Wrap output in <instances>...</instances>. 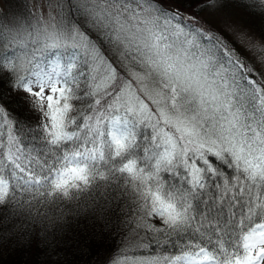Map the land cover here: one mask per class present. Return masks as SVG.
Masks as SVG:
<instances>
[{
	"label": "snow or ice",
	"instance_id": "1",
	"mask_svg": "<svg viewBox=\"0 0 264 264\" xmlns=\"http://www.w3.org/2000/svg\"><path fill=\"white\" fill-rule=\"evenodd\" d=\"M234 9L264 19V0H45L35 25L0 7V264L5 253L29 252L24 264H71L68 252L85 248L99 255L120 228L110 202L53 216L41 199H17L35 189L73 200L70 189L106 178L99 167L140 181L147 230L167 236L157 245L189 237L182 255L138 264H264V73L226 38L257 47ZM116 61L139 71L129 77ZM149 79L152 90L133 91ZM28 139L47 152L24 166ZM210 182L218 192L205 199Z\"/></svg>",
	"mask_w": 264,
	"mask_h": 264
},
{
	"label": "trees",
	"instance_id": "2",
	"mask_svg": "<svg viewBox=\"0 0 264 264\" xmlns=\"http://www.w3.org/2000/svg\"><path fill=\"white\" fill-rule=\"evenodd\" d=\"M4 2L6 5V11L8 13L22 15L26 17L27 23H31L32 25L36 24L35 17H37L39 13L32 11L30 6L31 0H4ZM25 5H27V7H25ZM233 18L239 26H241L254 38V42L257 40L261 43H264V19L258 16H252L243 9H234ZM221 26L222 25H220V27ZM225 35L230 43V46L236 50L240 58L249 66L250 69H254V75H256L257 78H260V72L253 65L252 61L256 59L255 56H263L264 51H260L259 46L256 48H240V42L237 40L239 35L234 34L233 36L232 33V39L226 33ZM248 49H250L251 52H249ZM105 51H107V48H105ZM116 63L119 66L121 72L129 77L133 76L139 71L138 68L128 65L127 61H124L123 64H120L119 61H116ZM137 87L143 88L139 83H136L133 85V91H135ZM147 96L148 95L145 93L142 98L151 107H154L151 105ZM12 107L19 110L18 104L14 103ZM29 115L30 114L26 111L22 113L23 118H29ZM4 139L5 141L7 140L6 134ZM25 145H27V147H24ZM0 146H2L3 151L7 154V145L2 144ZM34 146L36 149L35 151H33ZM21 147H24L25 156L22 158L20 163L26 166L28 164L29 156L35 158L37 151H39L41 147L44 146L41 145L39 141H32L28 139L24 141V144L21 145ZM89 147H91V145H89ZM44 152H47L46 147H44ZM214 163L227 176H234V171L232 168L227 167L225 164H222L219 161H214ZM98 171L105 172L106 178L102 179L97 174L95 179L91 181L87 188L82 190L70 189V192L75 194V199L70 201L67 199L62 200L60 198L53 199V197L50 196L41 197L35 189H29L25 196L17 197V199H24L25 203H34L36 199H41V204L39 205L41 212H48L53 216L67 211L69 206L75 207L78 203L82 204L92 200L97 202L108 201L112 204V207L116 210V215L113 217V219L114 222L120 225L119 230L113 231L111 236H108L104 239L99 255H97L95 251H92L88 248H85L83 251L76 250L75 253L70 250L68 252L67 259L71 262V264H102L101 257L108 256H111L113 259L118 261L124 258L123 256L125 255L140 257L142 259L152 256H179L183 254V251H188V249L184 248V244L181 243V239L187 242L189 237H182L181 239L173 237L171 242H169L166 246L157 245V241L162 242L167 239V236L165 233H156L154 231L147 230V225L152 223L153 220L151 218H147L141 210L143 201L140 199L139 189L137 188V185L140 183L139 180H134L128 174L122 175L117 173L115 176H109L107 169L104 167H99ZM165 177L169 184H179L183 179L181 176V179L177 180L176 176H169L167 173H165ZM215 183L222 184L223 181L217 180ZM208 187L209 191L206 193L205 199L212 197L218 192L217 188L214 186V183L210 182ZM47 191L50 192L51 189H47ZM219 193L223 194V188L219 190ZM45 199L48 201L46 205L44 204ZM125 221H127L131 226L128 227L124 223ZM138 224L143 225V227L137 228ZM135 232L139 233L138 236H136L135 239H130V237H132ZM145 244L150 245V247H143ZM31 259L32 257L29 252H19L17 254L5 253L2 264H15L16 261L18 264H24L25 261L30 262ZM39 259L44 260L45 257L40 256Z\"/></svg>",
	"mask_w": 264,
	"mask_h": 264
},
{
	"label": "rangeland",
	"instance_id": "3",
	"mask_svg": "<svg viewBox=\"0 0 264 264\" xmlns=\"http://www.w3.org/2000/svg\"><path fill=\"white\" fill-rule=\"evenodd\" d=\"M44 2H45V0H40V1L39 0H31V2H30V6L32 8V11H34L35 13H39L37 17L40 16V5H41V3H44ZM0 7H2L3 9L6 10V5H5L4 0H0ZM221 28H222V26H221ZM226 34L232 39V33H231V31L227 32ZM233 36H234V33H233ZM237 40L240 42V48L241 47L253 48V47H251L249 45L248 41L245 40L244 38H241L239 36V37H237ZM255 44L260 47V45L262 43L256 40L255 41ZM248 51L251 52L250 49H248ZM255 57H256V59H254L252 61V63L256 67V69L260 72V74H262V72L264 73V59H262V56L261 55H258V56H255ZM140 85L143 88H146L148 90H152L153 87H154V85L152 84V82H151L150 79L146 83L140 84ZM146 94L148 95L147 98L150 101L151 105H153L152 104V99H154L155 97L150 96L148 94V92H146ZM125 256H123L124 258L121 257L122 259L119 261V264H138V261L142 259L140 257H133V256H130V255L129 256H126V257Z\"/></svg>",
	"mask_w": 264,
	"mask_h": 264
}]
</instances>
